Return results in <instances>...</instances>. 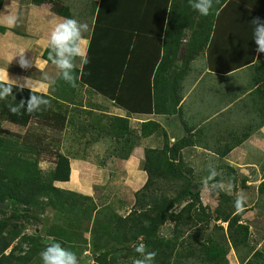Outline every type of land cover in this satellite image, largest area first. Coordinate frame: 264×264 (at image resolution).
I'll list each match as a JSON object with an SVG mask.
<instances>
[{"label": "crops", "instance_id": "crops-1", "mask_svg": "<svg viewBox=\"0 0 264 264\" xmlns=\"http://www.w3.org/2000/svg\"><path fill=\"white\" fill-rule=\"evenodd\" d=\"M0 1V68L8 69L11 79L23 83L25 77L42 76L34 65L22 68L19 56L12 57L26 50L30 62L36 56L47 60L51 31L66 18L88 25L85 53L97 33L92 60H100V51L113 72L121 67L126 71L127 104L120 107L86 86L72 87L50 60L43 65L55 79L46 97L68 106L69 113L78 93L98 98L100 107L87 110L98 117L100 135L119 149L121 145L116 157L124 156L126 167L134 169L132 177L145 175L138 169L143 153L137 150L154 141L164 144L163 134L168 144H237L225 148L222 152L230 151L224 156L209 151L222 160L244 152L242 165L255 169L254 181L246 179L245 185H254L259 198L264 181V53L256 51L252 21L264 22V0H214L206 16L189 0H15L19 19L14 26L4 21L12 0ZM82 64L78 58L76 69ZM102 137L89 144H106ZM252 151L255 159L250 163ZM70 164L71 180L76 170Z\"/></svg>", "mask_w": 264, "mask_h": 264}, {"label": "rangeland", "instance_id": "rangeland-1", "mask_svg": "<svg viewBox=\"0 0 264 264\" xmlns=\"http://www.w3.org/2000/svg\"><path fill=\"white\" fill-rule=\"evenodd\" d=\"M29 97L30 95L13 89V95L6 99H0V140L13 142L19 148H30L31 157L36 160L38 169L45 173L54 168L57 153L66 156L70 167V163H74L73 169L76 170V175L71 180L69 177V182L66 185L54 182L53 186L78 195L69 202L67 209H63L61 205L64 197L56 201V207L48 206L47 200L42 196L38 198V205L32 207L15 205L14 209L12 204L7 202L5 217L3 216L8 223L5 236L8 240L12 239L11 247H15L16 254L30 248L33 243L39 242V234L45 237L48 243H51L54 239L46 234L65 230L64 234L67 236L68 242L64 243V247L77 253L80 261L84 264H94L93 259L96 255L91 244L94 241V236L104 234V228L100 221H106L105 218L110 215L127 216L135 209L137 192L145 191L148 196L164 197L170 200L183 194L189 184L195 185L194 192L198 191L199 203H197L196 209L204 210L206 214L210 215V223L206 232L212 231L215 234V229L213 230L215 224L222 226L225 231L226 220L230 213L240 212L241 223L249 228L250 247H253L254 250H264V199L256 198L254 185L250 187L245 185L246 179L254 181V167L244 168L242 165L246 157L244 152L235 151L225 156L223 160L211 152L221 153L225 148H232L237 144L210 142V144H196L199 146L185 145L187 146L185 147L182 145L179 147L180 144H168L169 140L163 134L164 144H157L154 141L147 145L143 151L141 148L137 152L143 153L138 169L144 171L146 152L154 150L158 154L151 158L152 162L147 161L150 166L156 162L157 157H160L159 153L163 151L165 156L162 158L164 157V162L166 161L164 169L152 168L150 174L144 171V176L141 174V176L132 177L134 169L126 167L124 156L119 157L120 159L116 157V153H122L121 145L119 149L118 144H109L110 139L100 135L102 131L98 128L100 125L98 117L93 115L95 113L87 110L100 107L101 103L97 97L89 94L83 96L78 93V96L76 95L71 102L74 106L70 113L68 109L50 101L47 107L31 114V119L26 126L10 123L6 114L2 113L5 106L16 105L21 100L26 101ZM81 107H85V109ZM96 126L98 127L96 128ZM160 133L162 134V132ZM101 137L106 144H89L98 141V138L101 139ZM123 151L125 152L124 149ZM253 153L252 151L250 154V163H253L255 159ZM111 156L113 157L111 158ZM83 162L85 166H80ZM209 165L216 169L217 176L214 180L208 181V186L204 187L205 179L209 175ZM128 166L131 165L128 164ZM214 183H222L223 189L212 188ZM145 184L147 185L144 188ZM240 194L246 197V202L243 209L237 211L235 200ZM81 196H86L89 200L82 201ZM188 202V199H185L184 202L172 209L173 217H169V220L158 230L160 237L168 239L174 234L173 231L178 224L175 216ZM91 204L100 209L98 218H95L97 216L93 213L89 214ZM217 208L225 210V214L223 218L215 222ZM20 210L22 212H19ZM191 232L192 229L187 226L186 233ZM23 235L24 238L27 237L25 240H21ZM218 237L221 238V234ZM96 243L99 244L98 252L100 253L106 251L113 253L117 248H121L119 244L114 243L105 246L106 243L103 240ZM127 246L132 248L135 244L128 243L123 247ZM224 247L227 264H240L235 251L231 247L228 248L227 242ZM117 250H121V252L113 254L114 259H111V253L107 256L108 264H132L133 252L126 248ZM35 257L33 261H36L37 257L41 258L40 253ZM182 264L199 263L191 259Z\"/></svg>", "mask_w": 264, "mask_h": 264}, {"label": "trees", "instance_id": "trees-1", "mask_svg": "<svg viewBox=\"0 0 264 264\" xmlns=\"http://www.w3.org/2000/svg\"><path fill=\"white\" fill-rule=\"evenodd\" d=\"M35 1L32 0V2ZM1 7L2 3L0 1V9ZM95 38H97V33H94L91 37L86 53L87 62H83L80 71L75 69L79 77L77 84L88 87L91 91L114 101L120 107H125L127 101H125V98L123 99L125 97L123 90L127 81L124 76L126 71L122 70L121 67V70L113 72L109 66L110 61L105 62L104 59L102 60L104 55L100 54V51L98 52L100 60L91 59V50L93 49V40ZM48 54L49 50L46 51V58H48ZM13 89L31 95L30 91L18 88ZM46 98L49 99L48 97ZM49 101L58 104L50 99ZM58 105L69 109L66 105ZM71 105L74 106L73 104ZM2 113L6 114L10 123L20 126H26L31 119V114L26 112L22 115H13L9 111L8 105L5 106ZM108 126L110 129V124ZM109 129L108 131H110ZM182 145L185 144H180L179 147ZM229 151L228 149L222 152L221 156L226 155ZM159 154L160 157H157L156 162L149 166L148 162H152L151 158L158 154L154 150L146 152V165L143 170L147 174L151 173L152 168L156 170L164 169L166 161L164 162V157L162 158V156H165V153L161 151ZM31 155L30 148H19L13 142L0 140V264H41L42 260L40 257H37L36 261H33V259L50 244L46 241L45 237L39 234V242L33 243L30 248H27L25 251L21 250L16 254L15 247H11L12 239L8 240L5 236L8 223L3 216L5 217L4 213H6L7 202H10L14 209L15 205L32 207L38 205V198L42 196L47 200L48 206L56 207V201L64 197L61 205L63 209H67L66 207L69 205V202L74 200V197L78 195L53 186L54 182H67L69 180L70 166L66 156L57 153L54 168L45 173L38 169L37 162ZM146 185H144V188ZM194 186L189 184L183 194L170 200L164 197L148 196L145 191L142 193L137 192L135 209L127 216L110 215L105 218L106 221H100L101 226L104 228V234L102 236H94V241L91 244L93 252L96 255L93 259L94 264H108L107 256L111 253V251L98 252L99 244L96 242L100 240L106 243L105 246L110 243L119 244L121 248H126V250L133 252L134 258L138 256L135 251L137 245L142 243L148 251H154L157 254L155 264H182L191 259L199 264H227L224 247L225 242H227L228 248L231 247L235 251L240 264H264V250H254L253 247H250L249 228L241 223L240 212L236 214L230 213L226 220L227 226L225 231L222 226L215 224L213 226L215 234L212 231L206 232L210 223V215L206 214L204 210L196 209V205L199 203V195L198 191H193ZM258 196L264 199V181L258 187ZM146 199H148V202H146ZM185 199H188L189 202L175 216L178 224L175 226L174 234L168 239L160 237L158 233L159 228L169 220V217L171 218L172 209L184 202ZM81 200L88 201L89 198L81 196ZM99 211L100 209L94 204L89 206V214L93 213L97 216L95 218H98ZM19 212H22V210ZM215 213L214 221L218 222L223 218L225 210L217 208ZM179 219H182V221H179ZM198 224L199 226L197 227ZM187 226L192 229L191 233H186ZM60 231L62 232L48 233L46 235L64 246V243L68 242V238L64 234L65 230ZM220 234L221 238L218 237ZM214 235L216 236L213 237ZM24 237L23 235L21 240L27 238ZM128 243H133L135 246L132 248L128 246L123 247ZM117 249L111 253V259L115 258L113 254L121 252V250ZM80 264L84 263L80 261Z\"/></svg>", "mask_w": 264, "mask_h": 264}, {"label": "clouds", "instance_id": "clouds-1", "mask_svg": "<svg viewBox=\"0 0 264 264\" xmlns=\"http://www.w3.org/2000/svg\"><path fill=\"white\" fill-rule=\"evenodd\" d=\"M190 6L201 15H208L214 7V0H189ZM15 0L7 6L4 13V21L9 26H14L19 17L14 12ZM255 25L253 31V40L257 46L258 53H264V22L259 19L253 20ZM88 31V25L81 23L75 18H66L57 22L51 31L49 38L50 52L47 60L35 57L34 62H30L25 57V51L21 50L12 57V60L19 56L20 66L22 68H30L33 65L40 70L42 76L39 79L25 77L24 82L13 80L10 78L8 69L0 68V99H6L13 95V88L19 87L21 90L27 88L31 95L29 99L21 100L16 105H8L9 111L13 115H22L24 112L34 114L42 108L50 104L46 98L47 89L50 84L55 83V79L48 76L44 72L43 65L50 60L59 70V76L72 87L77 86L78 76L76 74V61L79 58L83 62H87L85 53V36ZM11 60V62H12ZM10 62V63H11ZM37 89L40 90L39 94ZM209 175L205 179L204 187L208 186V181L214 180L217 176L216 169L208 166ZM222 183L212 184V188L223 189ZM246 197L243 194L237 196L235 200V208L241 211L245 205ZM135 251L138 256L133 259L132 264H155L156 253L148 251L144 244H138ZM42 264H80V257L74 251L64 247L60 242L53 241L48 244L40 253Z\"/></svg>", "mask_w": 264, "mask_h": 264}]
</instances>
